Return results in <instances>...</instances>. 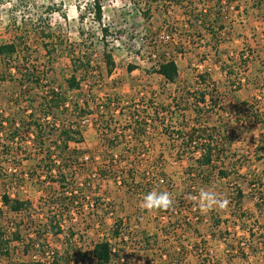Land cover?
Returning <instances> with one entry per match:
<instances>
[{
	"label": "rangeland",
	"instance_id": "1",
	"mask_svg": "<svg viewBox=\"0 0 264 264\" xmlns=\"http://www.w3.org/2000/svg\"><path fill=\"white\" fill-rule=\"evenodd\" d=\"M92 1L0 0V44L16 40L19 45L11 62L0 56V121L5 126L0 134V234H4L0 264H35L37 261L80 264L81 260L83 264H98L91 258V251L94 243L103 238L111 239L116 247V256L110 264H264L262 252L253 244V239L264 235V228L261 229L264 203L260 208L255 203L264 197V160L257 157L264 154V123L254 117L264 114V2L256 7L257 0H186L184 5L178 0L155 3L103 0V16L99 22ZM188 1L198 10L213 8L214 12L223 5L226 33L219 61L213 54L204 59L210 44L206 31H193L194 44L187 43L182 55L178 53L182 46L170 48V52L176 51L180 66L179 83L175 84L155 73L153 67L157 66L158 54L162 52L160 43H167L168 39L188 41L186 38L191 31L184 23ZM249 14L258 16L256 23L253 19L247 20ZM104 25L109 28L106 39L101 32ZM43 28L46 35H41ZM233 30L238 37L234 41L232 34H228ZM47 34L51 38L46 37ZM201 34L205 37L200 38ZM19 36L24 38L21 44ZM245 46L255 50L256 65L237 61ZM107 52L115 62L111 72L105 61ZM230 56L236 62L230 60ZM89 59L88 69L84 65L79 67ZM75 63L82 83L80 89L71 90L67 78L74 74ZM33 64L47 72L48 84L68 95L70 109L59 118L77 124L85 139L71 144L80 150V158L74 171H66L67 179L63 184L67 187L64 190H73V194L79 196L77 203L70 204V209L50 198L51 192L59 195L63 190L62 182L52 183L37 164L38 151L31 133H25L26 140H20L13 148L9 140L12 129L7 118L16 117L20 125V120H29L31 113L42 114L40 89H28L19 100L15 97L19 94L17 83L21 72ZM129 65L135 66L134 70L130 71ZM206 70L216 83V91L201 87L213 102L201 104L200 107L205 106L207 110L198 116L193 110L191 94L199 87L197 74ZM174 94L178 101L187 98L190 110H180L172 100ZM156 108L160 116L172 117L176 128H183L184 124L187 129L204 124L217 127L218 132L231 138L225 143L228 157L223 164L228 168L232 164L227 183L218 182L215 173L210 185H202L200 181L195 185V188L215 191L227 203L223 208L213 206L211 209H202L199 204L201 221L190 212L188 198L178 214L173 211L184 192L183 171L190 160L185 156L182 161L177 158L173 142L158 132L161 127L154 130L151 126L144 136L134 133L137 116H150L155 120ZM154 123L159 126L157 120ZM115 136L116 142H112ZM180 144L178 141L177 145ZM199 154L196 152L194 156ZM113 157L115 162L111 161ZM162 169L174 183L161 184L149 179ZM9 173H15L18 180L26 179L12 184V178L7 179L5 175ZM56 173L51 174L58 176ZM101 173H105L107 179L102 178ZM254 178L263 185L251 186L248 182ZM237 186L244 190L241 208L231 205L238 198ZM5 188L11 195L16 193L23 200L29 199L30 210L19 215L6 207L1 199ZM153 190L169 192L172 206L142 208V195ZM220 214L227 217L222 218ZM119 217L122 229L118 231L122 234L114 238L112 230ZM217 220H221V224L214 227ZM59 224L63 225L62 233L53 235L54 226ZM254 230L257 232L252 236ZM15 232L24 237L25 248L13 240ZM146 236L153 239L146 242ZM40 243L55 251V260L48 255L43 257L42 247H38ZM27 245H31L29 253L25 252Z\"/></svg>",
	"mask_w": 264,
	"mask_h": 264
},
{
	"label": "trees",
	"instance_id": "2",
	"mask_svg": "<svg viewBox=\"0 0 264 264\" xmlns=\"http://www.w3.org/2000/svg\"><path fill=\"white\" fill-rule=\"evenodd\" d=\"M153 3L161 0H151ZM180 2V5H184L183 1L186 0H178ZM174 2V1H172ZM264 0H257L256 7H261ZM219 3V1H218ZM94 11H95V17L96 20L101 22L102 16H103V0H93L92 1ZM189 7H186L185 15H187L185 22L186 27H189L190 29H187L191 31V34L188 38H186L188 41H176L168 39L167 43H160L159 48H162L161 54H158V64L157 66L153 67V71L157 73L158 75L162 76L167 82L170 83H179L180 78V66L177 61V56L175 52H170V48H176L182 46L178 53L180 55L184 54L183 49L186 48V44L188 45L190 43L194 44V40L191 38L192 35H194L193 31H198V33H202V31H206V36H208V41L210 44L207 45L208 50H204L206 56L208 54L215 57V60H218L221 57L220 54V46L222 42L224 41L223 34L226 33V25L225 22L222 21L223 15L221 10L224 9L222 7L223 5H219V10H215L214 12L213 8L198 10L193 5L192 1H188ZM198 10V11H197ZM189 11V12H187ZM214 15V16H213ZM15 19V18H14ZM42 20V18H40ZM16 21V19L14 20ZM234 28V26H232ZM102 37L103 39H106L108 36L109 28L104 25L101 28ZM231 33L230 31L228 34ZM41 35H46L44 28L41 31ZM46 37L51 38V36ZM200 38H204L205 34L199 35ZM198 36V37H199ZM171 38V35L168 36ZM18 39L21 41L24 40L22 36H19ZM208 43V42H207ZM191 44V45H192ZM19 45L17 44V41L14 40L11 43H5L0 44V56L3 58H7L10 62L13 60L14 55L19 51L18 50ZM192 48V46H190ZM210 48V50H209ZM245 50H249V52H245ZM52 52V51H51ZM50 52V53H51ZM255 50H253L250 46H245L241 51L238 58V62L240 64H257L258 63V57L255 54ZM255 54V55H253ZM105 61L108 65L109 71L113 69L115 66V62L113 60V56L111 53H105ZM230 60L233 62H236L233 60V58L230 56ZM203 60V61H205ZM219 61V60H218ZM91 64L90 59L87 60V62L80 63L79 67H82L81 65H84L87 67ZM76 67V70L74 71V74H71L67 78V84L68 88L71 90L74 89H80L82 78L78 77L76 72H78L80 69L77 67L78 65L74 64ZM135 66L129 65L128 69L130 71L134 70ZM19 82L17 83V87L19 89V96H15L16 100L21 99L23 95L26 93L28 89H40L41 96H40V102L39 107L42 114L40 116H36L34 113H31L28 117L29 120H20V125L17 124L16 117L12 116V119L7 118V122L10 124V128L12 129V133L9 136V140H12V148L14 145H18L20 140H26L25 133H31L32 135V142L34 146H36L37 149V164L40 168H42L48 175L49 179H52L53 182H62V191L59 195H56L55 192H51L50 198L53 199V201L58 200L59 203L61 201L62 205H67L70 209V204L74 205L78 201L76 199L79 198V196H76V194H73V190L71 192H67L65 186V179H67V170L74 171L76 166L75 164L79 161L80 156V150L78 148L72 147V143H82L84 142V137L82 135V132L77 124L67 122L66 120H61L60 114H65L70 109L71 101L69 100V97L66 93L62 92L55 86H52L48 84L49 75L44 70H39L36 68V65L33 64L31 68H27L24 72H21L20 77L18 78ZM197 85L199 86L195 91L191 94L194 104L193 110L200 116L205 112L207 109L205 106L200 107L201 104L207 105V103L213 102L212 98H208V94L206 91L202 90L201 87H208L213 92L216 91V83L213 82L212 75L209 73V71L199 72L197 74ZM20 86V87H19ZM30 97V95H28ZM187 99V98H186ZM183 99L181 101H178L177 97H172V100L176 103L177 107L182 111H188L190 110L189 106V100ZM31 104H33L31 102ZM30 104V105H31ZM77 108L78 105L74 104ZM156 114V119L149 118L150 116H137V120L134 121V133L136 136H144L147 132L151 129V126L153 127L154 122L157 120L159 123V126L161 127V133H163L165 136H167V139L169 141H172L174 145V149L177 148V158L182 159V157H186L188 160H190L189 164L186 165L185 171H183L184 174V192L180 195V199H178L179 205H177L181 211V209L184 207L185 199L188 198V200L191 202L190 206V212L195 214L197 216L198 221H201V216L199 213V203L197 200H193L192 197L198 196L200 188H195L196 183L200 181V184L202 182V185H210L211 179L213 175L216 173L218 175L219 179H229L230 178V170L232 168L231 166L225 167L223 164H225V159L228 157V155L225 153V143L231 139L229 138V135H224L218 132L217 127H209L205 126L204 124L200 125H194L191 126L189 129H187V124L183 125V128H176L173 124V118L167 117V116H160V112L157 110H154ZM139 117V118H138ZM163 117V118H161ZM255 119L259 123H264V114L255 115ZM261 117V118H260ZM151 119V120H150ZM199 117L196 118V121ZM152 123V124H151ZM157 125V124H156ZM3 122L0 121V134L1 131L4 129ZM26 127V128H25ZM157 127V126H156ZM218 132V133H217ZM221 135V136H220ZM29 137V136H28ZM142 138V137H141ZM117 136L114 137L112 142H116ZM139 139V138H137ZM228 139V140H227ZM180 141L181 144L177 145V142ZM171 142V143H172ZM111 143V142H110ZM177 145V146H176ZM260 150V149H259ZM258 150V151H259ZM196 152H200L199 156H194ZM260 152V151H259ZM12 153L13 149H12ZM184 153V154H183ZM115 156V155H113ZM259 160H264V154L257 156ZM112 162H115L116 159L113 157ZM182 161V160H181ZM54 171H57L56 175H52L51 173H54ZM162 172H159L156 174H153V177L149 178L150 180L154 179L156 180L159 176H163L166 179V183L170 184L173 183V180L170 179V176H167V174L164 172V170H161ZM230 171V172H229ZM131 173V172H130ZM5 174L8 178H12V184L16 182L18 179L16 176H14L15 173H9ZM134 175L133 173H131ZM34 173L31 174V177H33ZM166 177H165V176ZM12 176V177H11ZM100 176L102 178H106L107 176L105 173H101ZM26 178H21L18 181H24ZM133 179V178H132ZM148 183L152 184L149 182ZM258 178H254L250 180L248 183L256 187L257 185L262 186L263 184L261 181H257ZM7 182L4 183V185ZM235 184H238V181L235 182ZM89 185V184H88ZM7 186V185H6ZM4 186V187H6ZM152 186V185H149ZM148 186V187H149ZM232 186V185H231ZM236 187V186H235ZM237 197L235 200L232 201L234 203V206L237 208H241L243 203V188L241 186H237ZM143 189V188H141ZM68 193V194H67ZM55 198H52L54 197ZM264 196V194H262ZM1 199L3 204L8 207L13 213L23 215L24 213L28 212L32 206V203L29 199L23 200L19 197L18 194L11 195L10 192L5 188V191L1 195ZM50 199V200H51ZM86 199V197H85ZM256 206L258 208L261 207L262 203H264V197L260 198V202H255ZM238 205V206H237ZM194 208V209H193ZM52 212V211H51ZM235 212V210H234ZM233 212V213H234ZM245 212H242V215ZM240 214V217L242 216ZM245 217V216H244ZM122 218H117L115 221V227H113L112 235L114 238H119L122 233H120V230L122 229ZM221 223L220 220H217V222L214 224V227L219 226ZM55 230L53 229V235H60L63 231V225L59 224L57 227L54 226ZM118 229H120L118 231ZM252 233V231H251ZM3 235L0 234V245L4 247L3 245ZM154 237H157V235H153ZM146 242L151 241L153 238L151 236L145 237ZM13 240L15 242H18L21 245H25V239L24 237L19 234V232H15L13 236ZM123 241V240H122ZM155 242H157L156 239H154ZM10 243V242H9ZM8 243V244H9ZM38 243V242H36ZM7 244V245H8ZM9 246V245H8ZM6 246V247H8ZM1 247V248H2ZM31 245H27L25 252L29 253ZM38 247H42L40 250L43 257H46V252L44 249H47L43 243H40ZM49 247V246H47ZM25 248V246H24ZM116 247H114L112 240L109 238H103L98 241H96L93 245L91 255L92 259L96 260L98 264H110L112 261H114V257L116 256ZM148 250V249H146ZM43 251V252H42ZM53 260H55L56 253L52 254ZM85 259V258H84ZM80 264H83L84 261H80ZM35 264H44L40 261H37Z\"/></svg>",
	"mask_w": 264,
	"mask_h": 264
},
{
	"label": "clouds",
	"instance_id": "3",
	"mask_svg": "<svg viewBox=\"0 0 264 264\" xmlns=\"http://www.w3.org/2000/svg\"><path fill=\"white\" fill-rule=\"evenodd\" d=\"M197 200L201 208L211 209L213 206L225 207L227 201L217 195L215 191L200 189L198 196L192 197ZM173 198L169 192L153 190L142 195L140 206L145 209H167L172 206Z\"/></svg>",
	"mask_w": 264,
	"mask_h": 264
},
{
	"label": "crops",
	"instance_id": "4",
	"mask_svg": "<svg viewBox=\"0 0 264 264\" xmlns=\"http://www.w3.org/2000/svg\"><path fill=\"white\" fill-rule=\"evenodd\" d=\"M256 13V12H255ZM251 19H253L252 21H254L255 20V22L254 23H256V21H257V19H258V16L256 15V16H251V14H249V19H247L249 22L251 21ZM246 20V21H247ZM234 24V23H233ZM246 25V24H245ZM231 34H232V39H233V41H234V39H238V37L236 36V34H235V30H233V31H231ZM221 47V46H220ZM221 52V51H220ZM174 96H175V94H174ZM176 122V121H175ZM154 125H155V123H154ZM157 126V127H156ZM154 127V130L156 129H159L160 128V126H158V125H155V126H153ZM158 132L160 133V134H162L161 133V131L160 130H158ZM235 179V178H234ZM183 180H184V176H183ZM229 179L227 178V179H218L217 181L218 182H222V183H224V182H226V181H228ZM240 180V179H239ZM237 181V180H236ZM174 183V182H173ZM227 183V182H226ZM142 185V184H141ZM173 185V184H172ZM230 202H231V200H230ZM231 205H233L234 206V203H231ZM232 209H233V207H232ZM218 211H219V209H218ZM220 212V211H219ZM233 212H234V210H233ZM216 215H218V214H216ZM220 216L222 217V218H224V217H227V216H224V215H221L220 214ZM221 221V220H220ZM221 224V223H220ZM262 228H264L263 226L261 227V229ZM255 232H257L256 230H254V232H252V236H254L255 234ZM252 238V237H251ZM258 240V241H257ZM257 240H255V239H253V244H254V246L255 247H257L256 248V250H260V252H262V254H263V256L262 257H264V235H263V238H261V239H259V238H257ZM250 243H252V240L250 239ZM252 249L254 250V247L252 246ZM254 256H255V254H254ZM253 256V257H254ZM246 257H248V254L246 255ZM255 258H258L257 256H255Z\"/></svg>",
	"mask_w": 264,
	"mask_h": 264
},
{
	"label": "built area",
	"instance_id": "5",
	"mask_svg": "<svg viewBox=\"0 0 264 264\" xmlns=\"http://www.w3.org/2000/svg\"><path fill=\"white\" fill-rule=\"evenodd\" d=\"M156 181L161 183V184L166 183V179L163 176H159L156 179ZM90 205L93 206V204H90ZM177 205H179L178 201H176V206H175L174 210H173V208H171L175 212V214H178V211H179V207ZM53 253H54V251H52V250H49V249L46 250V255H48V258H52V260H53V256H52Z\"/></svg>",
	"mask_w": 264,
	"mask_h": 264
}]
</instances>
